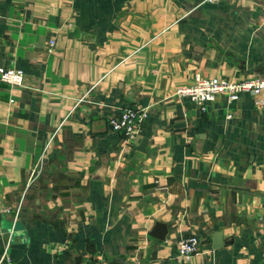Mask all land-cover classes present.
I'll return each mask as SVG.
<instances>
[{
    "label": "crops",
    "instance_id": "1",
    "mask_svg": "<svg viewBox=\"0 0 264 264\" xmlns=\"http://www.w3.org/2000/svg\"><path fill=\"white\" fill-rule=\"evenodd\" d=\"M0 67V264H264V109L174 95L264 78V0H0Z\"/></svg>",
    "mask_w": 264,
    "mask_h": 264
},
{
    "label": "built area",
    "instance_id": "2",
    "mask_svg": "<svg viewBox=\"0 0 264 264\" xmlns=\"http://www.w3.org/2000/svg\"><path fill=\"white\" fill-rule=\"evenodd\" d=\"M54 47V41L49 42V52ZM0 81L10 88H21L25 82V73L19 69L0 67ZM247 94L253 98V104L264 109V78L247 82H227L215 78H204L195 75L194 83L182 87L175 92L178 99H186L202 113L207 112L209 104L215 102L218 96H224L230 102H236L241 95ZM12 102V101H10ZM143 112L127 108L108 121L109 129L121 134L127 141H133L140 133V123ZM199 241L195 236L187 237L178 242L177 257L189 260L198 253Z\"/></svg>",
    "mask_w": 264,
    "mask_h": 264
},
{
    "label": "water",
    "instance_id": "3",
    "mask_svg": "<svg viewBox=\"0 0 264 264\" xmlns=\"http://www.w3.org/2000/svg\"><path fill=\"white\" fill-rule=\"evenodd\" d=\"M105 173H106V167H101L93 176V178L97 181H104L105 179ZM8 211V208L6 205L2 204L1 199V193H0V213H4ZM2 224V233H9L11 232V229L14 228L12 224H6V222H1ZM13 226V227H12ZM148 235L158 241L163 242L165 240V236L167 235V226L160 222H155L152 229L149 231ZM223 240H222V234L221 232L215 233L212 237V249L216 250L222 247ZM121 264H127L123 260L120 261Z\"/></svg>",
    "mask_w": 264,
    "mask_h": 264
}]
</instances>
